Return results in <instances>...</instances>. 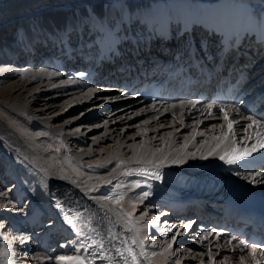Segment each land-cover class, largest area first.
Returning <instances> with one entry per match:
<instances>
[{"label": "bare ground", "instance_id": "bare-ground-1", "mask_svg": "<svg viewBox=\"0 0 264 264\" xmlns=\"http://www.w3.org/2000/svg\"><path fill=\"white\" fill-rule=\"evenodd\" d=\"M171 1L0 0V191L6 182L11 190L7 198L0 197V203L11 201L7 209L0 208V223L9 229L4 235L0 228V264H75L77 257L83 264H125L123 257H128L133 264L129 247L138 264H182L176 249L171 257L173 247L182 244L172 239L178 230L169 235V227L171 231L178 224L185 230L188 224L170 222L163 206L175 205V193L163 184L122 174L146 160L177 166L175 174L196 178L221 173L242 186L251 183L264 190V174L246 173L242 163L229 165L220 158L226 148L249 147L257 133L264 134L258 125L245 131L251 121L244 117L256 119L257 112L235 105L209 109L189 98L147 103L130 93L133 71L144 67L178 73L189 59L205 57L218 42L214 29L195 24L190 34L173 23L168 34H159L157 27L137 18L140 12L152 18ZM221 1L197 0V23L205 25L207 13ZM235 1L248 2L257 17H264V0ZM76 13L92 21L74 29L66 20L62 27L67 28L56 31L57 38L36 37L28 47L19 42L25 27ZM238 37L241 44H250L245 32ZM256 59L264 62V53ZM261 77L252 83L257 93H264V79L257 83ZM74 109L79 111L62 118ZM109 181L114 183L106 188ZM143 192L149 195L141 202L136 197ZM115 193L125 194L117 205L110 203ZM151 201L161 202L158 212L148 209ZM139 206L142 211H136ZM203 236L202 231L193 239ZM226 246L215 244L203 253L198 247L180 249L186 250L182 256L196 261L187 264H252L259 254Z\"/></svg>", "mask_w": 264, "mask_h": 264}, {"label": "snow or ice", "instance_id": "snow-or-ice-1", "mask_svg": "<svg viewBox=\"0 0 264 264\" xmlns=\"http://www.w3.org/2000/svg\"><path fill=\"white\" fill-rule=\"evenodd\" d=\"M207 107L209 109H211L213 107V105L209 104ZM221 111H224V110L221 109ZM237 114L239 115V110L238 109H237ZM224 119H225V121H228V114L226 112L224 114ZM244 119H246L248 121H251V123H249L247 125V127L245 128V131H247V128L253 127V125H258V126L264 128V117H262L261 120H256L252 116H245ZM231 123L232 122L229 121V129L230 130H231ZM198 135H202V133H198ZM247 139H251V137H247ZM260 149H264V134L257 133V141L251 147H242L240 149H237L233 145L232 149L229 152H227L225 155H222L220 158L222 160H224L225 163H227L229 165H232V164H236L240 160H244L245 157L251 156L253 152L259 151ZM119 166H120V164L118 163L117 167H119ZM122 174L124 176H132V175L148 176L149 172L146 169H144V168H135V169L129 168L126 171H124ZM257 175H259V173H257ZM154 178L159 179L158 170L154 174ZM133 184H134L135 187H139L140 186V182L139 181H134ZM116 187L119 188V187H121V185L117 184ZM9 191H11V190L9 189L7 191H0V197L7 198L8 194H9ZM124 195H125L124 193H115L114 194V196L116 198L115 202L119 203L120 200L123 199ZM148 195H149L148 192H143V194L137 196L136 199L142 202L144 199H146L148 197ZM114 196H105L104 199L113 200ZM129 202L131 203V201H129ZM10 204H11V201H9L8 203H0V208L7 209ZM109 211H111V209ZM120 212H121V214H125V213H123V209H121ZM125 215H130V213L129 214H125ZM66 220H67L68 224L72 225V227L75 228V224H73V221L71 219H67L66 218ZM3 227H4V224L0 223V228H3ZM90 231H96V230L95 229H90ZM128 231H131V229H128ZM77 234L79 236H81V237H85L86 236V233L84 231H82V230H78ZM87 238L90 239V237H87ZM206 238L207 237H205V239ZM172 239L175 240V236H173ZM232 239H235V237H233ZM23 242H24V240L22 239L21 243H23ZM132 243L133 244H137L138 242L136 240H132ZM229 243H231V241H229ZM139 244L142 246L143 242L140 241ZM239 244L243 245L245 248H249L250 247L245 242V240H240ZM80 246L81 247L84 246L83 241L80 242ZM99 247L103 248V245L101 244V245H99ZM169 247H171V245H169ZM117 251L119 252V249H117ZM127 251H128V255L132 259L133 264H138V257H137V254L134 252V250L131 247H129L127 249ZM252 252H253V254H255V249H252ZM121 255L123 256L122 253H121ZM139 255L143 256L144 252L141 251ZM153 255H155V253H153ZM102 258L107 259L108 257H102ZM36 259H40V258L36 257ZM46 259H51V257H46ZM58 259L63 261V260H67V259H70V258H68V257H59ZM123 259H124L125 264H128V257H123ZM241 261L243 262V258H241ZM75 264H83V261L80 260V258L77 257L76 261H75ZM176 264H179V261H177ZM256 264H259V261H257Z\"/></svg>", "mask_w": 264, "mask_h": 264}, {"label": "rangeland", "instance_id": "rangeland-1", "mask_svg": "<svg viewBox=\"0 0 264 264\" xmlns=\"http://www.w3.org/2000/svg\"><path fill=\"white\" fill-rule=\"evenodd\" d=\"M79 111V109H74V110H72V111H69V112H67L62 118H65V117H68V116H73L74 114H75V112L77 113ZM99 115V114H98ZM97 116V115H96ZM84 129V128H83ZM229 172H231V173H235L236 171H233V170H229ZM247 174H244V176H246ZM259 177H261V176H259ZM10 181V180H9ZM9 182H6V183H3L2 184V186H1V188L3 189V191H5V190H7L8 189V187H9V184H8ZM250 183V182H249ZM92 197V196H91ZM106 202H108V201H106ZM149 202V201H148ZM148 202H146V204L148 203ZM158 203H156L155 201H153V203H152V201L150 202V208L148 207V209L151 211H154V212H158L159 210L157 209V206L158 205H160V203H159V201H157ZM111 204H115V205H117L116 204V202H110ZM145 203V202H144ZM18 204V203H17ZM157 204V205H156ZM19 205V208L20 207H22L24 204H18ZM156 207V208H153V207ZM141 207L142 206H139V208H137V210L136 211H138V210H141L142 211V209H141ZM152 207V208H151ZM155 209H157V211H155ZM141 211H140V213H141ZM139 212H137V214H140ZM160 213V212H159ZM113 216H115V214L113 213ZM161 217H163V216H161ZM160 217V218H161ZM167 219V218H166ZM168 220H170V219H168ZM42 222H45V220L44 219H42L41 220ZM171 221H174V219H171L170 220V222ZM169 222V223H170ZM176 222V221H175ZM169 223H168V225H169ZM170 229L172 228V227H169ZM170 229H169V235L172 233V231L174 232V231H176V229L178 230L179 229V225L177 224L171 231H170ZM51 236H52V234H51ZM194 240V239H193ZM179 242H181V246H184V247H188L189 249H191V250H194L195 248L194 247H189L188 245H186V244H184L183 242H182V239L181 240H179ZM194 242H195V240H194ZM197 243H199V240L198 241H196ZM195 242V243H196ZM147 244V242H145V244L143 243L142 245L143 246H145ZM202 244H204L205 245V243H202ZM196 245V244H195ZM180 246V247H181ZM175 247V248H174ZM173 247V252H172V255H171V257H173L174 255H175V250L174 249H176V252H177V255L179 256V257H181V263L182 264H187V263H194V262H196L195 261V259L193 258L192 260H190V259H188L189 257L187 256V258L186 257H184V256H182L183 255V253L184 252H186V250L184 249V248H181L180 249V247L177 249L176 248V246H174ZM211 247V246H210ZM185 250V251H184ZM205 251V249H203V248H201V251ZM207 250V249H206ZM203 251H202V253H203ZM183 252V253H182ZM18 256V255H17ZM237 257H236V255H235V259H236Z\"/></svg>", "mask_w": 264, "mask_h": 264}]
</instances>
